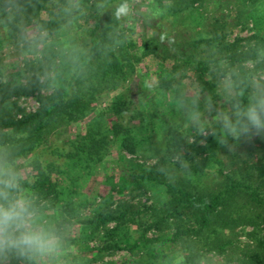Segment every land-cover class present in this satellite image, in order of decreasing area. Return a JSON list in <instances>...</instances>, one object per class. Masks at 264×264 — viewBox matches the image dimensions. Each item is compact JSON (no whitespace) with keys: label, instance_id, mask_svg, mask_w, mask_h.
Wrapping results in <instances>:
<instances>
[{"label":"trees","instance_id":"16d2710c","mask_svg":"<svg viewBox=\"0 0 264 264\" xmlns=\"http://www.w3.org/2000/svg\"><path fill=\"white\" fill-rule=\"evenodd\" d=\"M237 1L232 27L252 21L256 32L230 41L223 17L187 38L168 32L136 39L115 15L129 0H0V30L17 44L25 41L29 54L42 45L25 83L0 67V165L16 176L9 199L28 204L30 226L48 232L55 247L64 251L98 238L101 256L125 250L137 257L134 263L202 264L211 255L227 264H264V138L227 135V144L220 143L221 114L232 116L237 102L247 105L255 83L264 87V37L257 27L264 25V0ZM206 3L151 0L150 9L162 19L187 17L196 27ZM28 28L36 36L26 41ZM84 28L85 43L77 49L70 31ZM57 59L55 76L45 78ZM141 63L145 72L133 99L129 84ZM186 88L193 92L188 98ZM29 96L37 108L26 113L16 100ZM189 101L196 110L179 117ZM100 102L106 104L99 109ZM210 119L214 131L204 137L199 124ZM112 146L156 161L119 174L117 182L106 179L100 206L80 216L89 204L81 185ZM141 187L164 199L140 208L114 196ZM67 225L79 226L78 238L62 234ZM245 227L251 231L241 245L237 229ZM42 257L5 252L0 264L58 261Z\"/></svg>","mask_w":264,"mask_h":264},{"label":"rangeland","instance_id":"374dc122","mask_svg":"<svg viewBox=\"0 0 264 264\" xmlns=\"http://www.w3.org/2000/svg\"><path fill=\"white\" fill-rule=\"evenodd\" d=\"M236 3L237 0H207L205 4L204 10L202 9V13L204 15L202 20L196 27H193L191 22L187 17H181L175 19L173 17H165V19L159 18V16L153 13L152 9H150L151 0H129L128 7L129 12L126 16H121V18L125 19V28L126 32L129 34L133 33V37L139 39L140 37H149L156 34L168 33L173 35H178L180 38H187L190 36L196 35V33L200 30L205 29V27L209 24L211 18H221L223 17L229 23V29L227 31V38L230 41H233L236 37L239 38H249L256 31L254 29V24L252 21H248V24L242 28L241 26L232 27L231 20L236 16ZM127 4V3H125ZM248 11V10H247ZM195 15V14H194ZM229 16V17H228ZM190 17V16H189ZM198 18V16H196ZM197 21V20H196ZM258 30L262 37H264V25H258ZM70 34L74 37L75 48H82L85 43V28L79 30H71ZM36 36V32L32 28H28L26 31V41L32 39ZM25 42V41H24ZM24 42L17 44L14 40H10L8 34L2 30H0V67L4 75L9 79L19 80L20 83H25L27 78L31 77L32 71L30 69V65H38L36 62L37 58H40V51L42 50V45H39L36 48V52H32L33 54H29L26 52V47ZM253 42V41H252ZM63 44V43H61ZM67 46L68 44L64 43ZM76 50V49H75ZM63 52L66 55L72 54L71 50L65 48ZM62 60L57 59L54 62V65L51 67L50 72L45 78H52L56 74V70L60 68ZM145 72L144 64L141 63L137 67V73L133 76L132 81L130 82L131 88V97L133 99L137 98V91L139 89V81L141 74ZM17 73L21 74V77L18 79ZM23 75V76H22ZM260 79L264 80V75L260 76ZM50 89H46L43 93H49ZM120 91L114 92L110 95V97L116 95ZM186 98L187 96H191L193 92L186 88L182 93ZM17 106L26 113L33 112L37 108V103L35 97H20L16 100ZM190 102V101H189ZM191 103V105H190ZM188 103L186 108L180 107L181 110H177L179 117L186 116L190 117L193 113L190 112L193 109L196 110V106L193 107V102ZM105 102H100L97 107L103 108L105 106ZM196 105V104H195ZM193 108V109H192ZM190 113L189 115H186ZM165 116V113H163ZM210 120L203 121L199 124V128L202 136L208 137L213 131V123ZM137 123V122H136ZM81 129V125H77L76 127L70 128L68 135H74ZM262 138H264V133H261ZM258 136V135H254ZM156 141V140H153ZM204 144L203 142H201ZM156 144V143H154ZM156 161L155 157H150L148 154H137V155H129L123 151H120L115 146L110 148L109 154L105 157L104 161L100 164L96 165L92 172L91 176L85 177L86 179L83 181L81 185V193L83 201H87L92 204H88L87 209H82V213L80 216H88L92 210L98 208L101 204L102 197L106 194L108 190V186L106 185V179H111L113 182H117V177L119 174H125L129 171H135L145 166L151 165ZM116 200L122 199L123 201H127L134 206H139L141 208V204H145L146 206L151 205L153 202L158 200H163L164 196L162 193L157 192L156 190H149L147 187H141L137 191H127L124 190L114 195ZM76 200H79L77 198ZM87 205V204H86ZM79 217V216H78ZM78 217L74 218L76 220ZM108 228H113L114 224H108ZM40 226H38L35 230H40ZM62 234L70 239L78 238L80 235V228L77 225H67V227L62 228ZM132 232L135 230V227H131ZM251 231V228H239L237 229V240L241 242V245L247 243V233ZM152 237L150 233L148 235ZM98 238H93L87 241L86 244H77L72 245L70 248L62 251L59 247H55V250L44 254L42 260H46L47 262L53 263L58 261L56 264H84L83 261L91 259L92 257L101 256L98 253V249L101 246ZM239 244V243H238ZM65 255V260H59L60 257ZM137 260L136 256H133L130 252L121 250L112 255L103 254L98 261L93 264H141L140 262H135ZM202 264H227L225 260L221 257L215 256L212 257L209 255V259Z\"/></svg>","mask_w":264,"mask_h":264},{"label":"clouds","instance_id":"9594fccd","mask_svg":"<svg viewBox=\"0 0 264 264\" xmlns=\"http://www.w3.org/2000/svg\"><path fill=\"white\" fill-rule=\"evenodd\" d=\"M128 12V5L121 4L115 15L120 18ZM254 89L247 105L237 102L233 105L232 116L221 114L225 138L220 143L227 144V135L238 139L241 135L264 133V87L255 83ZM182 167L186 165L182 164ZM15 182V174L0 165V200L3 201L0 203V253L15 251L20 255H44L54 251V238L43 229L35 230L30 226L32 213L28 204L24 200L13 202L9 199L8 190L15 188Z\"/></svg>","mask_w":264,"mask_h":264}]
</instances>
